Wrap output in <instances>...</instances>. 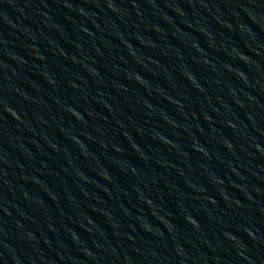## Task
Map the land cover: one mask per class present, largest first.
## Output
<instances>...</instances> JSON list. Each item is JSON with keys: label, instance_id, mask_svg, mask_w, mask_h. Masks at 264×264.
Here are the masks:
<instances>
[{"label": "water", "instance_id": "95a60500", "mask_svg": "<svg viewBox=\"0 0 264 264\" xmlns=\"http://www.w3.org/2000/svg\"><path fill=\"white\" fill-rule=\"evenodd\" d=\"M0 264H264V0H0Z\"/></svg>", "mask_w": 264, "mask_h": 264}]
</instances>
